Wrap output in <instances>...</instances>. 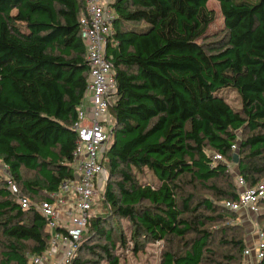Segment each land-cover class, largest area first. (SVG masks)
Returning a JSON list of instances; mask_svg holds the SVG:
<instances>
[{
    "label": "trees",
    "instance_id": "trees-1",
    "mask_svg": "<svg viewBox=\"0 0 264 264\" xmlns=\"http://www.w3.org/2000/svg\"><path fill=\"white\" fill-rule=\"evenodd\" d=\"M210 1L114 0L107 49L118 84L114 130L104 198L94 208L108 210L91 219L74 264H88L82 255L95 250L120 264L106 227L114 218L132 225L136 241L181 243L160 264H245V226L221 204L238 200V187L207 185L230 179L234 144L248 186L264 176V0H215L224 37L211 30ZM85 13V0H0V160L32 203L52 202L74 178L73 125L90 72ZM233 94L240 109L230 103ZM215 153L226 162H215ZM145 169L157 184L139 179ZM24 170L35 177L26 179ZM185 176L217 199L195 205L182 192ZM215 222L222 227H206ZM0 236V264H29L27 254L42 253L49 241L45 218L23 209L1 178Z\"/></svg>",
    "mask_w": 264,
    "mask_h": 264
},
{
    "label": "built area",
    "instance_id": "built-area-1",
    "mask_svg": "<svg viewBox=\"0 0 264 264\" xmlns=\"http://www.w3.org/2000/svg\"><path fill=\"white\" fill-rule=\"evenodd\" d=\"M85 2L86 13L80 24L90 72L85 98L73 125L78 137L74 151V178L62 183L60 189L51 195L52 202L32 203L24 195L18 196L23 209L33 207L45 218L49 235L42 253L27 254L29 264H74L87 228L96 214L94 208L104 198V186L109 178L105 161L114 130V119L109 115L118 84L107 49L117 14L112 7L114 0ZM232 150L237 153L238 145L234 144ZM212 158L215 162H226L220 154H212ZM0 178L16 195L18 186L10 167L1 160ZM235 181L239 199L222 201L223 207L237 213L238 222L244 226L249 217H254L255 221L264 217V180L249 187L238 173ZM243 258L245 264H263L264 226L253 227L248 232Z\"/></svg>",
    "mask_w": 264,
    "mask_h": 264
},
{
    "label": "rangeland",
    "instance_id": "rangeland-1",
    "mask_svg": "<svg viewBox=\"0 0 264 264\" xmlns=\"http://www.w3.org/2000/svg\"><path fill=\"white\" fill-rule=\"evenodd\" d=\"M208 8L212 10L214 14V23L211 26V30L213 33L217 34L219 37H224L226 33L225 23L223 14L221 12V7L219 2L215 0H211L208 4ZM230 103L233 107L240 109V99L235 95L230 96ZM110 119L113 120L112 116ZM23 175L26 179H33L35 177V173L29 171H23ZM238 174V168L236 165L231 164V177L226 182H212L209 185L215 183L218 187H222L226 190H229L228 184L236 185L235 178ZM139 179L145 183H154L157 184L158 181L155 176L152 174L151 171L145 169L142 174H140ZM261 180L264 179V176L260 178ZM182 187V192L185 194L186 197L189 195L194 196V204L197 205L198 203L202 202L204 199H217L210 189L201 185L198 182H192L190 176H185L184 179L180 182ZM105 189V186H104ZM103 191V190H102ZM26 194L23 189L18 186L16 190L15 198L18 199V196ZM182 197V195H180ZM102 210H97L96 213L103 211L105 213L108 209L106 206H101ZM199 214L210 216L209 212L205 210V208H200ZM250 220V222H249ZM247 221L248 224L245 225L246 234L250 232L253 227L259 228V225L262 227L264 226V217L255 221L254 217H249ZM222 223L215 222L209 223L206 227L210 230H217L222 227ZM107 229L112 230L113 232V241L115 245V249H112L113 254L118 257L120 264H160L161 260L164 257V254L175 247L176 249L181 248V243H164V242H157V243H147L143 239L138 241L135 240L134 234L132 231V225L124 219L114 218L109 222L106 226ZM231 234V233H230ZM229 234V235H230ZM232 236V235H230ZM222 234L220 231L217 232L216 237V244L212 247L216 249V246L219 245V241H221ZM188 239V238H187ZM136 242H139V248H136ZM107 241H98L95 243L89 244V246L95 244L99 246L106 245ZM5 241L3 237L0 236V263L2 262L3 258L1 254L4 252L3 246ZM225 247H221L220 251H222ZM96 253H90L89 251H85L82 255L85 261H89L88 264H110L109 260L106 258L105 254L100 250H95Z\"/></svg>",
    "mask_w": 264,
    "mask_h": 264
},
{
    "label": "water",
    "instance_id": "water-1",
    "mask_svg": "<svg viewBox=\"0 0 264 264\" xmlns=\"http://www.w3.org/2000/svg\"><path fill=\"white\" fill-rule=\"evenodd\" d=\"M239 161H240V155L238 153H235L233 155V163H235L236 165L239 164Z\"/></svg>",
    "mask_w": 264,
    "mask_h": 264
}]
</instances>
